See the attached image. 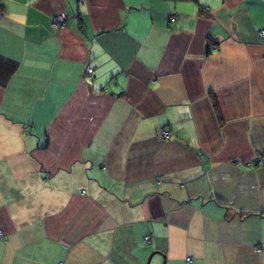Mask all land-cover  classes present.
<instances>
[{
    "label": "crops",
    "instance_id": "0c3cea01",
    "mask_svg": "<svg viewBox=\"0 0 264 264\" xmlns=\"http://www.w3.org/2000/svg\"><path fill=\"white\" fill-rule=\"evenodd\" d=\"M263 30L264 0H2L0 264H264Z\"/></svg>",
    "mask_w": 264,
    "mask_h": 264
},
{
    "label": "built area",
    "instance_id": "2783aa9c",
    "mask_svg": "<svg viewBox=\"0 0 264 264\" xmlns=\"http://www.w3.org/2000/svg\"><path fill=\"white\" fill-rule=\"evenodd\" d=\"M0 2H2V0H0ZM67 19H68L67 13H65L64 11H61V12L57 13L56 15H54L52 17L51 27L52 28L62 27L64 25H66ZM260 34L261 35H264V30L261 31ZM93 70H94L93 68H89L87 70V75L88 76H92ZM161 133H162V135H163L164 138H166L169 135H171V131H168L166 129H162ZM259 160L261 162V158ZM158 181L160 183L161 182H164V178L163 177H159ZM3 236H4V233L0 230V237H3ZM143 240H144V243L150 244V242H151V235L150 234L145 235L143 237ZM58 264H64V263L63 262H60Z\"/></svg>",
    "mask_w": 264,
    "mask_h": 264
},
{
    "label": "trees",
    "instance_id": "16d2710c",
    "mask_svg": "<svg viewBox=\"0 0 264 264\" xmlns=\"http://www.w3.org/2000/svg\"><path fill=\"white\" fill-rule=\"evenodd\" d=\"M213 102H214V105H215V107H216V109H217L218 116H219V118H221V115H220L219 110H218V104H217V102L215 101V99H214ZM260 158H261V161L264 160V156H263V155L260 156V157L258 158V161H260V160H259Z\"/></svg>",
    "mask_w": 264,
    "mask_h": 264
},
{
    "label": "rangeland",
    "instance_id": "374dc122",
    "mask_svg": "<svg viewBox=\"0 0 264 264\" xmlns=\"http://www.w3.org/2000/svg\"><path fill=\"white\" fill-rule=\"evenodd\" d=\"M161 131H162V130H161ZM159 133H160V135L163 137V135H162V133H161L160 131H159ZM171 134H172V133H171ZM169 136H170V135H169ZM169 136H168V137H169ZM168 137H166V138H168ZM145 244H147V243H145ZM162 264H166V262L163 261Z\"/></svg>",
    "mask_w": 264,
    "mask_h": 264
}]
</instances>
